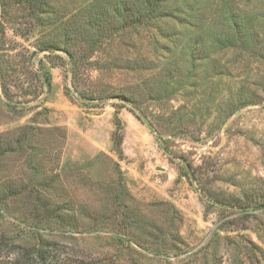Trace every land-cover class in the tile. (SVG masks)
Instances as JSON below:
<instances>
[{"label":"rangeland","instance_id":"374dc122","mask_svg":"<svg viewBox=\"0 0 264 264\" xmlns=\"http://www.w3.org/2000/svg\"><path fill=\"white\" fill-rule=\"evenodd\" d=\"M45 2L69 22L96 0ZM25 4L42 2L0 0V134L27 139L0 159V188L16 191L0 206V264L41 246L58 264H264V0H162L157 17L123 35L135 47L117 37L107 52L145 56L147 68L85 72L131 83L135 111L69 94L70 44L40 32ZM49 32L55 52L38 48ZM206 189L228 205L211 204ZM43 199L54 217L41 213Z\"/></svg>","mask_w":264,"mask_h":264},{"label":"trees","instance_id":"16d2710c","mask_svg":"<svg viewBox=\"0 0 264 264\" xmlns=\"http://www.w3.org/2000/svg\"><path fill=\"white\" fill-rule=\"evenodd\" d=\"M26 1V0H25ZM30 3L34 1H41L40 10L36 9L35 4H25L30 12L34 9L36 10V23L40 27L39 31L47 33L46 30L53 29L63 32L66 41L70 44V47L65 48L64 51L67 54L69 72L71 74V86H66V90L72 96L78 98L82 103H103L110 99H120L123 103H128L134 106V111L138 108V102L135 98V88L132 84H118L117 81L111 82L105 77L102 81H97L92 78V76L85 71H87L89 65L98 69L105 76L106 74L116 75L124 72V68L129 70L141 71L147 68L146 57L142 55H133L132 53L117 55L107 52V48L114 49L116 44H114L117 37L122 38L119 45H131L130 47H135V43H126L125 36H123L129 29H137L143 26L145 20L148 18L147 15L154 13L151 18L158 16L156 14L161 8L162 0H96L94 4H90L87 7H82L76 11L75 16L70 17V21L66 22L61 17L58 10L53 8L45 0H28ZM4 8L8 4H3ZM48 15V16H46ZM147 17V18H146ZM29 23V22H28ZM234 29L238 31V34H242V27L239 26V22L234 21ZM36 25V27H38ZM34 27V28H36ZM145 27V26H144ZM49 32L45 34L48 36L46 43L39 46V50L55 52L59 49L60 41L55 38L58 37L51 35ZM46 36V37H47ZM72 42H69V41ZM58 41V42H57ZM197 42V41H196ZM106 54V58L101 61V63L92 62V58L96 53ZM192 60L199 58V47L197 44H193L192 48L189 49ZM119 54V53H118ZM95 63V65H94ZM90 67V66H89ZM5 68L0 69V77L4 81V86L7 85L5 81ZM45 84L49 87L51 86L50 73L46 71ZM120 79V78H119ZM125 104H120L119 107H123ZM136 108V109H135ZM139 116V114H138ZM116 130L113 133V143L117 151H122V144L124 139L123 134V124L118 115H116ZM139 118H142L140 115ZM143 120V119H142ZM3 134H0V159L5 160L6 156L10 154L16 148L21 150L23 148V143L27 139L23 136L17 139L16 146L13 148V141L9 140ZM31 141V140H30ZM169 139L160 138V146L165 152L169 153L168 146ZM31 146V144H30ZM31 159L35 157L31 155ZM1 167V165H0ZM189 176V173H186ZM194 175L195 172H194ZM192 178V176L190 177ZM46 184V183H45ZM45 187V185H44ZM12 187L7 183L3 184L0 188V206L5 205L11 196H15L16 191L11 189ZM205 193L209 190H204ZM211 191V190H210ZM212 193V192H210ZM38 197H42L41 193H38ZM213 194V193H212ZM206 198L211 204L220 203L228 205L227 199L222 198L217 195L210 196ZM41 198H39L41 200ZM46 199V197H44ZM237 202H232L230 205L235 206ZM51 204L46 202L44 199L42 201L41 213L47 215L48 217H54L56 215L57 209L50 208ZM59 217V215H57ZM122 240V239H120ZM124 240V239H123ZM5 244L0 242V249L4 247ZM129 245V244H128ZM171 249H177V246L172 244ZM3 250V249H2ZM159 250L157 252L159 253ZM161 251V250H160ZM54 250L46 246H41L40 248H28L25 254L21 257V264H30L32 261H36L37 264H58V259L56 254L53 253ZM156 252V253H157ZM168 255V253H167Z\"/></svg>","mask_w":264,"mask_h":264}]
</instances>
